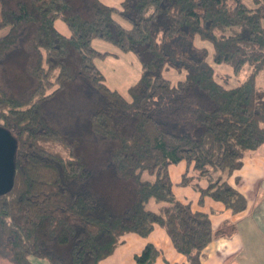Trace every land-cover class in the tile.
Wrapping results in <instances>:
<instances>
[{
	"label": "trees",
	"instance_id": "obj_1",
	"mask_svg": "<svg viewBox=\"0 0 264 264\" xmlns=\"http://www.w3.org/2000/svg\"><path fill=\"white\" fill-rule=\"evenodd\" d=\"M3 28L0 125L16 150L12 187L0 193V244L15 264H33L30 255L100 264L125 233L145 237L155 225L199 264L213 237L234 232L177 199L169 165L185 162L179 184L199 192L198 204L208 195L244 209L228 177L264 142V0H0ZM196 36L210 42V61ZM94 37L138 57L128 97L95 65L105 51ZM211 62L245 74L227 86ZM169 66L182 72L175 82L162 74ZM158 255L146 243L134 260Z\"/></svg>",
	"mask_w": 264,
	"mask_h": 264
},
{
	"label": "crops",
	"instance_id": "obj_2",
	"mask_svg": "<svg viewBox=\"0 0 264 264\" xmlns=\"http://www.w3.org/2000/svg\"><path fill=\"white\" fill-rule=\"evenodd\" d=\"M169 168L172 190L178 200L189 202L193 209L206 212L213 229L220 227L224 221L232 223L235 228L230 235L213 237L203 248L199 264H264V142L257 149L246 152L241 167L228 177L229 184L246 199L244 209L236 213L208 195L202 204H198L199 192L189 184H179L182 173L187 170L184 161L170 164ZM187 175H192L191 170ZM198 183L203 187L207 185L203 178ZM175 185L180 188L189 186L190 189L177 192ZM149 205L156 208L152 201ZM146 243L159 250L155 264H189L186 256L175 249L166 231L159 225H155L145 237L134 232L125 233L114 251L101 259L100 264H137L134 255Z\"/></svg>",
	"mask_w": 264,
	"mask_h": 264
},
{
	"label": "rangeland",
	"instance_id": "obj_3",
	"mask_svg": "<svg viewBox=\"0 0 264 264\" xmlns=\"http://www.w3.org/2000/svg\"><path fill=\"white\" fill-rule=\"evenodd\" d=\"M109 5H118L121 0H102ZM56 27L63 33H67L68 27L65 23L56 19ZM6 31L5 28L0 30V35ZM194 44L196 46H204L207 48L208 55L207 60L210 61L211 45L207 40H200L197 36L194 39ZM91 45L100 50L105 51L104 55H98L94 58V63L98 69L102 72L105 78V82L108 86L119 90L124 96L128 97V87L130 84L137 81L140 76L141 68L140 61L133 51H123L116 44L98 37H94L91 40ZM216 78L223 81L225 85L232 86L237 83V81L243 78L245 71L244 69L235 73L231 65L227 63H213L211 62ZM162 74L172 82L182 77V72L178 71L175 67L169 66L162 70ZM224 78L226 80H224ZM256 83L264 87V68L259 72L256 77ZM183 163L180 164L182 167ZM175 167L176 165H172ZM171 167V166H170ZM171 169V168H169ZM176 191L189 190V186L182 187L175 185ZM30 260L33 264H49L47 259L37 256L30 255ZM0 264H15L11 258V254L8 248L3 244H0Z\"/></svg>",
	"mask_w": 264,
	"mask_h": 264
},
{
	"label": "water",
	"instance_id": "obj_4",
	"mask_svg": "<svg viewBox=\"0 0 264 264\" xmlns=\"http://www.w3.org/2000/svg\"><path fill=\"white\" fill-rule=\"evenodd\" d=\"M16 140L10 131L0 125V193L9 191L15 172Z\"/></svg>",
	"mask_w": 264,
	"mask_h": 264
}]
</instances>
